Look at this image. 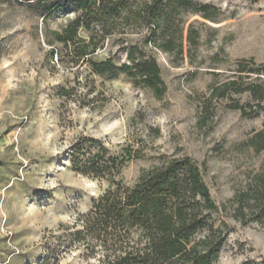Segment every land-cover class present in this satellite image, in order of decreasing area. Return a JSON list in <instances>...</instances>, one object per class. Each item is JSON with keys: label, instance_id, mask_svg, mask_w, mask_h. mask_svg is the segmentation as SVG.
I'll return each instance as SVG.
<instances>
[{"label": "rangeland", "instance_id": "374dc122", "mask_svg": "<svg viewBox=\"0 0 264 264\" xmlns=\"http://www.w3.org/2000/svg\"><path fill=\"white\" fill-rule=\"evenodd\" d=\"M194 1L220 10L214 23L185 17L199 32L196 50L180 59L143 48L157 61L166 88L156 99L124 75L100 78L85 66L59 63L64 49L50 33L60 31L73 13L43 19L14 0H0V264H55L44 261L48 249L62 251L57 241L65 228L107 189L105 181L74 174L64 159L80 137L102 141L113 154L126 145L142 149L145 157L121 172L128 186L163 159L191 158L214 202L226 207L218 218L229 232L214 264H264V227L235 222L228 203L259 171L264 152L246 142L264 129V112L245 118L227 109L226 101H213L212 119L198 124V105L214 81L212 73L222 79L241 59L264 66V0ZM143 37L125 30L107 39L93 59L123 62V48L142 47ZM61 89H75L77 96L59 98ZM233 98L248 101L246 95ZM151 129L159 131L157 137ZM59 255L56 264H99L80 251Z\"/></svg>", "mask_w": 264, "mask_h": 264}, {"label": "trees", "instance_id": "16d2710c", "mask_svg": "<svg viewBox=\"0 0 264 264\" xmlns=\"http://www.w3.org/2000/svg\"><path fill=\"white\" fill-rule=\"evenodd\" d=\"M43 19L73 13L53 42L63 46L58 57L70 67L85 66L96 77H127L134 88L150 91L161 99L166 91L157 61L144 51L150 45L162 53L183 59L196 50L199 32L185 17L214 23L220 10L194 0H14ZM125 30L144 32L142 47L126 45L125 60H94L107 39ZM84 34V36L81 35ZM186 44V45H185ZM53 57V56H52ZM230 74L212 73L214 81L199 106L198 124L213 117V101H226V108L242 117L264 112V66L253 59L233 63ZM87 94H90L88 91ZM59 98L77 96L75 89H61ZM246 95L241 104L233 96ZM77 101V100H75ZM84 105V101H78ZM154 137L159 131L152 130ZM246 146L264 152V129L254 133ZM145 157L142 149L122 146L113 154L100 140L80 137L64 152L70 170L92 181H105V192L90 209L77 216L58 238L62 251L48 249L44 261L57 263L60 253L80 251L85 260L99 264H214L223 249L229 227L218 215L226 210L211 197L203 174L187 156L163 159L126 185L120 177L126 165ZM230 217L245 226L264 227V158L259 171L232 199ZM244 264H249L245 262Z\"/></svg>", "mask_w": 264, "mask_h": 264}]
</instances>
